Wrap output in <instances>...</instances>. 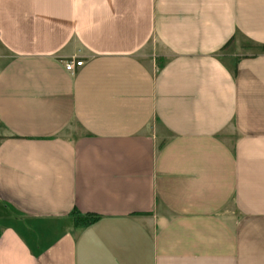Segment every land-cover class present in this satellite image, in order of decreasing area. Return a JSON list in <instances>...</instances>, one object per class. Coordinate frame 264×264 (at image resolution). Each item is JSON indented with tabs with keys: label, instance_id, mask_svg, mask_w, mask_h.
I'll return each mask as SVG.
<instances>
[{
	"label": "crops",
	"instance_id": "0c3cea01",
	"mask_svg": "<svg viewBox=\"0 0 264 264\" xmlns=\"http://www.w3.org/2000/svg\"><path fill=\"white\" fill-rule=\"evenodd\" d=\"M0 264H264V0H0Z\"/></svg>",
	"mask_w": 264,
	"mask_h": 264
},
{
	"label": "trees",
	"instance_id": "16d2710c",
	"mask_svg": "<svg viewBox=\"0 0 264 264\" xmlns=\"http://www.w3.org/2000/svg\"><path fill=\"white\" fill-rule=\"evenodd\" d=\"M228 43L224 47H226L228 45ZM96 218L97 217L95 215H91V214H88V215L81 217V216H79L78 213H75L74 214V223H75V226H85V225L93 222Z\"/></svg>",
	"mask_w": 264,
	"mask_h": 264
},
{
	"label": "built area",
	"instance_id": "2783aa9c",
	"mask_svg": "<svg viewBox=\"0 0 264 264\" xmlns=\"http://www.w3.org/2000/svg\"><path fill=\"white\" fill-rule=\"evenodd\" d=\"M82 65H83L82 61L77 60L75 58H69L68 60H65V62H64V69L67 72L73 74Z\"/></svg>",
	"mask_w": 264,
	"mask_h": 264
}]
</instances>
